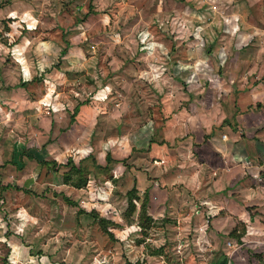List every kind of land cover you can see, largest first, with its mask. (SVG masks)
I'll return each instance as SVG.
<instances>
[{"label": "rangeland", "instance_id": "obj_1", "mask_svg": "<svg viewBox=\"0 0 264 264\" xmlns=\"http://www.w3.org/2000/svg\"><path fill=\"white\" fill-rule=\"evenodd\" d=\"M116 1L0 0V264L176 261L169 208L198 205L192 174L210 169L193 147L192 112L239 69L222 67L235 53L213 49L229 37L191 3L152 0L148 15L144 0ZM96 3L107 15H90ZM29 150L70 157L86 184H61L69 165ZM147 203L164 216L144 213Z\"/></svg>", "mask_w": 264, "mask_h": 264}, {"label": "crops", "instance_id": "obj_2", "mask_svg": "<svg viewBox=\"0 0 264 264\" xmlns=\"http://www.w3.org/2000/svg\"><path fill=\"white\" fill-rule=\"evenodd\" d=\"M48 1L58 3V0ZM127 2L116 1L121 7ZM177 2L191 3L193 8L189 13L200 15L198 20L206 15L217 27L223 26L222 32L229 39L223 47H214V54L220 58L224 57L221 51L225 57L234 52L233 57L228 56L220 64L239 70L230 71L223 87L211 90L213 99L200 107L205 113L195 117L192 112L191 130L201 132L200 140L193 141V147L200 159L207 158L201 161L208 163L210 169L207 173L192 174L198 205L172 206L169 208L172 217L166 205L165 218L175 219L169 225L175 231L168 239L175 240L176 261L171 263L167 259L164 264H264V56L261 57V52L264 55V0ZM143 3L141 8L152 15V0ZM96 5L90 15H107ZM5 8L0 7V20L9 17ZM54 10L52 15L64 13ZM155 12L160 15L156 8ZM110 15L118 12L113 9ZM217 27L215 30H219ZM231 37L235 38L234 43L230 42ZM231 44H235L233 51ZM2 98L0 101L4 102ZM164 208L162 205L160 211H155L147 203L145 211L151 218H159L164 216ZM155 212L158 214H152Z\"/></svg>", "mask_w": 264, "mask_h": 264}, {"label": "trees", "instance_id": "obj_3", "mask_svg": "<svg viewBox=\"0 0 264 264\" xmlns=\"http://www.w3.org/2000/svg\"><path fill=\"white\" fill-rule=\"evenodd\" d=\"M67 45V43L65 44ZM61 54L64 53V49H62L60 51ZM77 111V107H74V111L73 114L70 115L69 117V121L71 122L73 120V115L75 114V112ZM146 147H144V149L146 150L147 148H149V144L152 142L150 137H148V139H146ZM142 148V147H141ZM139 148V149H141ZM29 154H32L31 156ZM27 157L30 158H34L37 162H39L40 164H55L54 161H47L44 159L46 153L43 150H29L26 152ZM108 157H105V159ZM63 166V165H69V169L66 170L65 172H63V175L61 177V182L63 184H67L70 185L74 188H82L85 183H86V179L84 177H81V169L75 165L73 163V161L70 159V157H68L65 161V163H58L57 166ZM62 199L64 200V202L71 204L72 202L64 195H62ZM129 201V200H128ZM130 202V201H129ZM132 204V203H130ZM133 206H131V210H132ZM141 210L145 213V206L144 208L141 207ZM89 215H91L93 218H95V220L97 221V224L100 226L101 230L106 233L107 235H110L109 231L106 230V223H108V221H106L104 218L99 217L96 213H89ZM129 264V263H128Z\"/></svg>", "mask_w": 264, "mask_h": 264}]
</instances>
